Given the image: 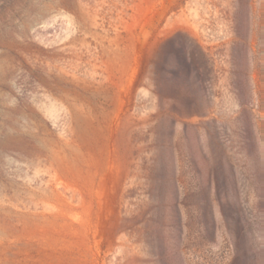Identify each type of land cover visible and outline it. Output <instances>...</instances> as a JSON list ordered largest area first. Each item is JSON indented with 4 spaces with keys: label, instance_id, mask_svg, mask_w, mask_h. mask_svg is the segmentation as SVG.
I'll use <instances>...</instances> for the list:
<instances>
[{
    "label": "rangeland",
    "instance_id": "374dc122",
    "mask_svg": "<svg viewBox=\"0 0 264 264\" xmlns=\"http://www.w3.org/2000/svg\"><path fill=\"white\" fill-rule=\"evenodd\" d=\"M0 264H264V0H0Z\"/></svg>",
    "mask_w": 264,
    "mask_h": 264
}]
</instances>
